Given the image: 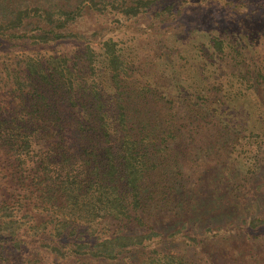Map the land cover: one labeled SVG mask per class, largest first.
<instances>
[{"label": "rangeland", "instance_id": "obj_1", "mask_svg": "<svg viewBox=\"0 0 264 264\" xmlns=\"http://www.w3.org/2000/svg\"><path fill=\"white\" fill-rule=\"evenodd\" d=\"M47 2L55 7L66 0ZM70 2L83 8L72 27L79 39L38 44L0 37V120L37 132L42 152L34 167L57 177L60 125L74 155L98 144L92 126L110 125L111 135H100L102 149L117 153L129 138L133 152L144 156L146 227L169 233L184 225L158 251L183 264H264V0ZM134 7L135 16L121 11ZM107 40L120 57L115 77L102 46ZM60 64L72 72L76 106L102 109V123L103 114L92 116L94 124L79 133L60 92L25 102L15 90L16 82L30 86L28 65L43 71ZM2 144L0 217L14 219L12 228L27 240L20 250L0 249V264H97L47 254L37 226L49 181L38 183L43 176L33 178L30 167L18 169ZM148 250L101 264H141Z\"/></svg>", "mask_w": 264, "mask_h": 264}, {"label": "trees", "instance_id": "obj_2", "mask_svg": "<svg viewBox=\"0 0 264 264\" xmlns=\"http://www.w3.org/2000/svg\"><path fill=\"white\" fill-rule=\"evenodd\" d=\"M91 2L93 0H86L90 5ZM136 2L138 5L142 3L141 0ZM64 4L51 7L47 0H0V37L10 41L32 39L38 44L79 39L80 35L72 27L81 17L83 8L79 5L74 7L70 0ZM121 11L135 16L139 8H122ZM102 46L115 77L120 69L115 43L107 40ZM52 65L43 71V66L39 70L36 66L28 65L26 80L30 82V90H25L28 87L17 82L14 83L17 85L15 90L25 102L29 95L36 97L34 100L39 98V101L45 102L60 92L63 105L72 111L71 114L77 115V126L74 124L73 128L82 133L85 123L90 121L94 124L91 117L103 114V110H80L76 106L75 95L78 91L70 77L72 72L66 64H60V70L52 68ZM54 74H59L60 81L54 79ZM94 98V102L100 101L98 93L94 94ZM6 121L0 120V142L12 153L10 159L18 163V169L30 167L35 172L33 178L43 176L38 183L49 181L43 187L46 191H43L40 214L44 219L37 226L44 234L38 241L47 243L43 247L48 255L59 254L66 263L75 259L74 262L89 260L101 264L119 262L128 255L134 257L151 247L144 253L141 264H183L178 256L162 253L157 248L163 247L168 238L173 239L184 231V225L165 233L152 225L146 227L143 222L142 184L146 173L144 156L133 152L135 141L125 138L117 153L111 148L102 149L100 146L103 144L99 145L100 135H111L108 133L110 125L105 127L104 123L98 124L92 126L98 144L84 147L79 155H74L66 146V126L60 125V171L53 170L57 177L49 178L48 173L39 166L34 167L41 155L39 151L42 152V139L37 137V132L21 125L9 126ZM46 160L50 163L52 158L49 156ZM7 219L0 217V249L2 252H14L20 250L27 237L20 238L18 228H12L14 219ZM190 239L196 241L195 238ZM26 262L33 263L32 260Z\"/></svg>", "mask_w": 264, "mask_h": 264}]
</instances>
